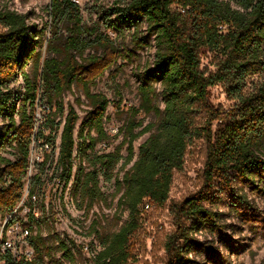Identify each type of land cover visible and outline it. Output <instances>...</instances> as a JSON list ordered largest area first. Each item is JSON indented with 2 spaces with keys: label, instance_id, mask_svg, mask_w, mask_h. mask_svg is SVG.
<instances>
[{
  "label": "trees",
  "instance_id": "1",
  "mask_svg": "<svg viewBox=\"0 0 264 264\" xmlns=\"http://www.w3.org/2000/svg\"><path fill=\"white\" fill-rule=\"evenodd\" d=\"M234 4L223 0H131L118 5L112 9L115 23L111 28L120 30L123 26L132 31V50L125 45L126 38H123L122 50L102 35L87 39L90 31L84 29L80 7L73 0H53L48 10L51 23L41 30L37 26L30 27L25 15L1 10L0 25L4 31L0 33V215H12L26 194L37 125L35 108L40 105L38 94L43 90L48 100V106L41 105L42 111L49 112L55 105V113L64 115V94L84 79L87 88L84 95L92 111L81 126L79 139L82 155L92 171L84 173L81 169L79 174L78 182L84 177L83 199L90 207L104 200L99 174L103 171L110 175L122 163L115 177L121 194L118 210L129 212V220L120 231L102 242L103 248L94 264H132L135 261L132 242L143 226L146 203L152 207L167 203L175 171L183 169L189 146L202 139L207 151L204 186L197 195L176 207L177 231L167 245L168 264H178L184 259L183 251L177 248V244L186 239L184 220L194 216L213 221L203 204L209 200L216 177H228L231 172L243 178L258 172L264 174V82L254 92L245 93L248 78L264 76V0H236ZM144 26L147 38L143 35ZM48 27L54 41L62 38L63 29L68 34L61 47L55 46L53 40L47 41L46 48L39 43ZM152 38L156 52L153 68L146 69L139 89L140 109L133 111L120 131L123 141L114 153L99 154L97 145L109 139L104 128L109 101L92 94L90 87L120 58L135 62L137 50L150 47ZM96 44L105 49L103 57L109 56V59L84 58ZM39 47L41 51L37 52ZM44 48L47 56L43 54ZM208 55L216 60L214 72L203 67V59ZM30 60H33L34 78L25 72ZM19 77L23 79L25 94L16 110L19 96L14 95L11 86ZM157 85H160V93ZM219 85L235 103L229 112L216 108L211 101V90ZM140 112L154 114L157 123L144 127L143 122L137 121ZM201 113L205 116L199 123ZM51 118L45 117L38 127V139L49 144L52 152L45 155L38 164L40 170L30 179L28 222L24 224L16 218L9 222V226L20 223L30 232L28 240L36 259L25 264H44L46 258L53 260V251L39 232L41 223L35 215L32 197L41 199L44 176L53 165L56 164L55 173L66 184L73 176L74 135L79 116L69 108L56 163L58 135L57 129L53 130L61 125H55ZM4 119L9 124L5 132L1 127ZM138 128L143 129L136 132ZM93 132L96 137L92 136ZM149 133L150 137L139 147L135 159L134 143ZM125 146L126 158L122 155ZM4 149L13 151L15 159L3 157ZM58 249L64 253V258L74 260L67 242L59 239ZM2 257L13 264L11 253Z\"/></svg>",
  "mask_w": 264,
  "mask_h": 264
},
{
  "label": "rangeland",
  "instance_id": "2",
  "mask_svg": "<svg viewBox=\"0 0 264 264\" xmlns=\"http://www.w3.org/2000/svg\"><path fill=\"white\" fill-rule=\"evenodd\" d=\"M62 1V0H61ZM131 0H73L81 10L82 25L86 31H90L87 39L94 40L98 35H102L110 42L115 43L122 50V43L131 46L132 31L129 28L114 30L111 25L115 23V16L112 9L118 5L123 6ZM232 1L235 5L236 0ZM52 0H0V11L9 10L25 15L30 27L37 26L39 30L51 23L49 17V7ZM4 31L0 25V33ZM94 35L89 37L91 34ZM143 35L148 37L146 26L143 28ZM68 34L63 29L62 38L54 41V36L50 34V28L45 37H42L41 45L46 48L47 41H54V45L61 47ZM39 40H36L38 43ZM151 46L142 50H137L138 59L129 63L120 58L116 65H113L101 77L94 86L90 87V92L94 95H101L109 101V105L104 117V128L109 134L107 143L108 149L104 150L101 144L96 147L99 154L114 153L115 149L122 143L123 136L120 131L126 122L131 118L133 111L140 109L141 100L139 89L142 80L145 79V71L153 68L154 56L156 52L155 41L150 39ZM41 47V46H40ZM38 48L37 52L41 49ZM44 52L47 56V53ZM105 49L100 45H95L88 50L84 58L97 56L103 57ZM109 59V56L103 57ZM216 60L213 55H208L203 59V67L210 71H215ZM33 60H30L25 68V72L34 78ZM84 81V79H83ZM83 81L76 82L68 90L62 99L65 110L64 115L56 114V106L51 110L42 111L41 105L48 106V100L42 90L38 94L40 105L35 108L38 118H41L40 125L45 117H52L55 125L60 124L57 129L56 153H59L60 138L63 124L68 114L69 108H73L79 116V121L75 130V152L73 162V176L70 182L63 186L52 185L51 173L44 176L45 186L41 191V199L34 205L35 215L40 219L39 232L46 241L48 247L53 251V260L45 259L44 264H94L95 258L102 250V242L109 239L128 222L129 212L118 210V201L121 194L118 192L115 177L122 163L112 174L103 171L99 174L100 189L105 199L96 201L91 207L83 199V178L79 180L81 169L84 173L92 171V166L81 152V139L79 131L83 123L89 119L92 111L89 101L84 92L87 90ZM264 82V76H253L247 79L245 93L254 92ZM41 83V80H38ZM43 87V86H42ZM12 91L15 96H19L16 102V110L22 103L25 94L23 79L19 77L12 83ZM160 93V85H157ZM211 101L216 108L225 112L232 110L235 103L227 96L222 85L211 90ZM161 109L164 105L159 99ZM39 107V108H38ZM36 115V117H37ZM204 113L199 114L198 122L204 120ZM17 121L19 118L16 117ZM138 122H143L144 127L149 124H156L157 119L154 114L147 115L140 112L137 116ZM9 124L6 119L2 120L1 127L7 131ZM39 126V125H38ZM143 128H138L136 132ZM50 131V130H49ZM155 132V130H154ZM87 133V131H86ZM153 133V132H152ZM151 133L142 136L134 143L135 159L138 158L139 147L150 137ZM93 137L96 134L92 133ZM33 151L41 155V161L34 165L32 177L40 170L38 164L42 163L46 153L32 145ZM3 157L14 160V152L10 149L2 150ZM90 155V151L87 152ZM124 158L127 157V146L122 150ZM207 158L206 145L204 140L197 139L189 146L185 164L181 171H175L169 200L162 207H152L145 213L142 228L137 232L132 245L135 261L132 264H168L167 245L175 235L176 228V207L187 199L197 195L204 186V167ZM129 168V167H128ZM121 174L120 177H122ZM109 177V178H108ZM44 193V194H43ZM206 212L212 215L213 221L201 217L191 216L184 220L187 228L186 239L177 244V248L183 251V258L178 264H264V174L256 173L248 178H243L235 173H230L228 177L217 176L213 189L209 194V200L203 204ZM31 206L28 198L25 199L24 206H19L12 215L2 217L0 215V247L4 239L8 236L15 238L19 244V253L24 254L27 246L23 244L22 237L18 234L11 235L9 222L17 219L18 222L26 224L27 214ZM35 231L37 229L35 228ZM12 239V238H10ZM59 239L67 242L73 252V261L63 257L64 253L58 249ZM88 247V250L86 248ZM1 249V248H0ZM28 249L34 251V256L29 261L36 259L35 250L28 244ZM22 261L21 264H25ZM0 264H8L2 257L0 250Z\"/></svg>",
  "mask_w": 264,
  "mask_h": 264
},
{
  "label": "built area",
  "instance_id": "3",
  "mask_svg": "<svg viewBox=\"0 0 264 264\" xmlns=\"http://www.w3.org/2000/svg\"><path fill=\"white\" fill-rule=\"evenodd\" d=\"M36 118H37V125H36V130L34 131L32 145H33V147H34V145L38 146L41 149V151H43L46 154L51 153L52 148L50 147V145L46 144L42 140L38 139V135L40 133V131H38V127H39L38 125H40L39 123L41 121V118L39 119L38 115ZM108 136H109V134H108ZM108 146L109 145L105 142L101 144V147L104 150H107ZM57 157H58V153H55V163L57 162ZM41 160H42L41 155L39 153H35L33 151V148H31L30 168H29V174H28L29 182H28V185L26 188L25 197H24L22 203L20 204L21 206H24L25 199L29 198V186H30V179L32 178L33 167L35 164H37ZM50 172H52L51 178H52V185L53 186L59 187L62 184H63V186L67 185L66 182H63L60 179L58 173H55L56 172V164L52 166ZM55 174H56V176H55ZM32 201L34 203H36L38 201V196H33ZM150 208H151L150 204L146 203L144 209L147 211V210H150ZM9 233H11V235H13V236L16 234L20 235L23 238L21 242L27 246V250L25 251L24 254H22V253L20 254L19 248H18L20 243L17 240H15V238L8 236V238H6V239H4V237H3V242H2L1 247H0L1 253L3 255H5L7 252L11 253V255L14 259L13 264H21V262L24 260L28 261V260L32 259L34 256V251L28 249V244H29L28 239L30 236L29 230H26L20 223H15L14 225L11 226ZM10 238H12V239H10ZM86 250H88V247L86 248Z\"/></svg>",
  "mask_w": 264,
  "mask_h": 264
},
{
  "label": "water",
  "instance_id": "4",
  "mask_svg": "<svg viewBox=\"0 0 264 264\" xmlns=\"http://www.w3.org/2000/svg\"><path fill=\"white\" fill-rule=\"evenodd\" d=\"M53 1V0H52Z\"/></svg>",
  "mask_w": 264,
  "mask_h": 264
}]
</instances>
